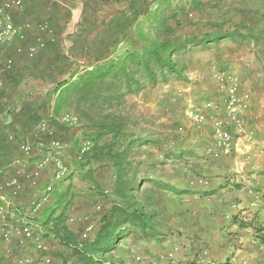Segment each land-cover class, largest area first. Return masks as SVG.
Instances as JSON below:
<instances>
[{"label":"trees","instance_id":"obj_1","mask_svg":"<svg viewBox=\"0 0 264 264\" xmlns=\"http://www.w3.org/2000/svg\"><path fill=\"white\" fill-rule=\"evenodd\" d=\"M102 1L109 3L118 0ZM120 1L127 2L125 9L113 24L106 26L104 32L97 29L95 22H88L84 33L80 34L67 54L59 51L58 45L50 56L44 55L47 66L43 77L45 81L50 82V88L46 92L38 91L34 95L28 93V102L18 107L13 99L17 86L9 88L3 85L0 90V113L9 119L11 124L19 125V132L14 131L12 134L4 132L6 126L0 124V166L12 157H22L20 143H28L32 148L27 160L38 156L39 150H43L44 155H49L50 159L42 157L35 163L34 168L41 165L36 186L31 188L24 181V192L15 201L19 213L25 216L27 223L43 241L47 238L53 239L68 249L69 260H63L62 264H128L123 258L112 254L117 251L121 240L136 232L143 242H154L152 249L146 247L141 251L146 257L168 250L164 248V243L168 241L165 234L168 232L179 238L182 243L185 241V235L172 229L169 222L174 223L177 220L175 214L171 213L176 210L174 196L184 194L187 190L170 187L164 182L165 176L160 178L161 181H151L152 176H139L141 161L137 159L136 153H133L143 146H156L158 149V137L152 133L141 135L131 129L127 121L109 114V111L120 108L128 94L140 92L145 84L154 85L158 79L165 80L170 75L178 80L185 79V67L176 58L182 56L188 46L200 45L205 48L228 38H253L249 30H239V24L228 29L229 32L222 25L224 22H234L239 17L244 20L248 14L242 12L243 8L233 9L218 2L214 4L211 0H194V5L203 13L197 22L199 27L205 28L200 35H179L177 30L180 29L181 21L154 12V0ZM165 3L166 1L162 2V7ZM207 12L211 13L209 21L204 17ZM206 22L208 28L205 26ZM46 50L47 46L41 52ZM41 52L31 59L22 57V65L14 64L10 72L3 74L4 77L21 84L25 82L27 85L26 81L34 76L33 61L41 56ZM210 69L209 66V71ZM53 98L54 107L50 111L48 109ZM72 108L87 125L82 126L80 139L76 134L73 135L74 132L68 135L71 127L59 119L63 110ZM45 116H48V124L53 129L51 136L42 135L37 130L39 122L44 120ZM87 127L89 130L86 131ZM10 136L12 139H9ZM53 140L59 143L58 147H51ZM70 140L77 145V151L71 157L70 163L82 182L97 192L99 185L95 182V174L101 169H106L110 177L107 185L109 206L97 226L88 223L77 235L67 224L74 221L72 204L75 197L69 182L74 171L71 169L64 178H57L55 167L56 162L60 161L59 157H56L57 154ZM81 143L89 146L81 148ZM208 143L206 137H199L188 149L191 148L189 150L195 152V148L206 146L205 152L201 153L204 160H207L212 158L206 152ZM177 150L178 157L183 156V149L180 147ZM189 159L197 164L195 161L198 158L195 156ZM93 166H97L96 173ZM32 169L27 168V171ZM48 170L52 171L51 183L45 186V183L42 185L44 172ZM195 171L198 173V170ZM201 172L202 166L195 176H203ZM9 174L5 173L4 177L7 178L11 175ZM65 180L67 183L63 182ZM204 181L203 177L192 178L188 185L194 187V182H200L202 188H207L209 183L205 186ZM144 182L157 186L162 197L168 198L174 206L167 207L165 202L159 205L151 195L136 197ZM26 188L34 189L37 196L31 201L24 200L25 205L21 208ZM96 210H100V206H96ZM88 226H92L93 230L83 239L82 234ZM256 233V238L264 246V232L256 229ZM182 248L183 258H187V249L184 245ZM49 256L51 264H58L53 254Z\"/></svg>","mask_w":264,"mask_h":264},{"label":"rangeland","instance_id":"obj_2","mask_svg":"<svg viewBox=\"0 0 264 264\" xmlns=\"http://www.w3.org/2000/svg\"><path fill=\"white\" fill-rule=\"evenodd\" d=\"M163 1H166V3L162 7ZM254 2L256 3V0H251L248 8L243 7L244 11H247L249 15H247V19L243 20L242 17H239L234 22L222 23L224 29H227V31L232 27H237V24H239L241 28L239 30L242 32L249 30L253 38H228L214 42L205 48H202L200 45L188 46L182 56L176 58L185 67V79L178 80L170 75L165 80L158 79L154 85L145 84L140 92L128 94L125 97L124 104L120 108L109 111V114L116 115L127 121L131 129L136 130L141 135L152 133L158 137L160 143L159 151L156 146H143L133 152L136 153L137 159L141 161L139 176L146 175L147 178L152 176L151 181H161L160 178H164L165 176L164 182L173 188L178 183L180 184L182 180L188 181V179H197L198 177L207 178L209 170L203 167L207 165L205 160V163H195V166L194 162H191V159H189L193 156L199 159L198 153H200V149L198 151L195 150L196 154L194 150H189L191 148L188 149V147H191L198 140L197 136L200 138L204 137L206 131L204 128L206 127L198 129L186 119L185 112L189 109L204 110L212 101L218 98V86L212 76L214 71L233 74L242 83L250 86L253 92L255 91L256 109L252 110L254 116H256V120H253L249 125L253 127L252 129L255 130L256 135H259V137L256 138L257 142L256 140H254L255 142L250 140L245 145L252 143L250 145L251 153L255 152L257 147L264 146V98L261 97L262 93L260 95V91L256 88V82L261 80L263 87L259 86V89H264V11L262 6L256 5ZM154 3H156L154 12L164 15L166 18L174 17L181 21L182 24L180 29L177 30V34L200 35L202 30H204L205 27H199V23L197 22V19L203 13H200L194 5V0H154ZM224 7L226 8V6ZM252 12L254 13L253 16L250 15ZM204 17L209 21L211 13L207 12ZM209 66L211 68L210 71ZM53 100L54 98L48 109L50 111L54 107ZM49 113L52 115L51 112ZM65 114L69 115L74 121V124L70 126V133L68 132V135L74 132L73 135L76 134L80 139L82 137V126L86 125V122L77 114L74 108L63 110L59 119ZM44 120L48 122V116H45ZM88 127L86 131L89 130ZM83 144L81 143V148L89 146ZM180 147L183 149V156L178 157L177 149ZM76 151L77 145L70 140L56 157H59V162L64 169V176L62 178L68 175L71 169L74 171L72 172L71 180H69L72 187L71 192L75 197L72 204L74 221H69L67 224L77 235L82 231L84 225L88 223H93L97 226L98 221L109 206V199L107 197L109 188L107 185L110 177L108 170L101 169L97 172V166H93L92 168L95 169V173L97 172L95 174V182L99 185L97 192L95 189L90 188L88 184L82 182L76 173V169L74 170L70 163V159ZM189 153H192V155H189ZM48 156L47 154L44 155L43 150H39V155H35L34 159L26 160L24 165L26 168L32 169L36 161L42 157L50 159ZM201 166V174L203 176H195L196 174L198 175ZM195 169L198 170V173ZM51 173V170L44 172L42 185L44 183L45 186L50 185ZM66 181L63 182L67 183ZM157 188L151 182H144L141 191L136 197L139 198V195H144L145 197L151 195L159 205L165 202L167 207H172L173 202L166 197H162L161 192ZM33 190L29 188L25 189L26 196L22 198L23 206L21 208L25 205L24 200L25 202L31 201L37 196L35 190ZM98 197L103 198L99 199ZM13 202L16 201L14 200ZM96 206H100V210H96ZM29 215L31 214L29 213ZM171 223L169 222V225ZM165 237L168 241L164 243V248L169 249L168 247L173 245L183 246L181 244L182 241L172 236L169 232L165 234ZM44 242L49 255L53 254L58 264H62V261L65 259L69 260V252L64 245L48 238ZM153 246L154 242H143L136 232L135 234H129L121 240L117 251L113 252L112 255L119 256L128 263L132 260L134 253H141L146 247L152 249ZM56 250H59L60 253L57 254Z\"/></svg>","mask_w":264,"mask_h":264},{"label":"crops","instance_id":"obj_3","mask_svg":"<svg viewBox=\"0 0 264 264\" xmlns=\"http://www.w3.org/2000/svg\"><path fill=\"white\" fill-rule=\"evenodd\" d=\"M23 2V11L13 12L14 23L20 25L27 22L32 25L47 21L53 30L56 44L48 43L47 50L41 52V56L33 61L34 76L26 81L27 85L25 82L21 84L16 80L7 79L0 73V85L9 88H12L13 85L17 86L14 89L13 99L18 107H22L28 102V93L34 95L38 91L46 92L50 88V82L45 81L43 77L47 66L44 62L46 57L44 55L50 56V53H54L55 46L58 47V45L59 51L67 54L69 49L74 46L76 39L81 36L80 34L84 33L88 22H95L98 26L97 29L104 32L108 24H113L116 21V17L120 16L127 4L120 0L109 3L102 0H23ZM211 2L214 4L218 2L220 5H226L233 9L248 8L251 4V0H211ZM255 4L262 6L264 11V0H256ZM233 12L235 13V11ZM242 12L247 13V11ZM253 14V12L250 13L252 16ZM26 34L28 38L22 44L24 48L30 45L35 37L40 36L33 25ZM59 51L57 50V52ZM21 59V56L14 55L15 64L22 65ZM261 82V80L256 82V88L264 98V89H259V86L263 87ZM255 103L256 98L254 97L251 103L253 110L256 109ZM0 124L6 126L4 129L6 133L19 132V125L11 124V121L6 119L3 113H0ZM204 129L206 130L204 137L209 142L207 144L209 147L206 150L208 153L213 144V137L210 127ZM251 130L249 139L255 142L254 140L259 135H256L254 129ZM245 144L244 141L240 142L236 153L231 156L215 158L208 153L212 158L205 160L207 165L203 166L209 170L208 176L205 178V181L209 183L207 188H202L200 182H194L192 184L194 187H190L188 182L191 179H188L189 181L186 183L184 181L182 184L176 185L179 190H187V192L174 196L176 201L174 209L176 210L171 213L175 214L177 220L169 226L185 235L186 239H183L185 241L182 244L187 249L188 257H182L184 260L192 261L200 250L207 249L214 260L221 264H264V246L256 238V229H261L264 232V199L261 200L258 209L251 206L257 193L263 191L264 157L255 153L246 156L252 143ZM205 147L198 148L200 149V153H198L200 158L195 162L204 163L205 158L201 152H205ZM260 147L262 146L257 149ZM198 149L195 148L196 151ZM16 160L12 157L0 166L1 180L6 178L4 177L5 173L11 175L14 173V169H16L14 161ZM157 253L159 254V252ZM157 253L155 255H158ZM8 262L10 263V259L8 261L7 258L0 255V264H8ZM128 263L131 264V261Z\"/></svg>","mask_w":264,"mask_h":264},{"label":"built area","instance_id":"obj_4","mask_svg":"<svg viewBox=\"0 0 264 264\" xmlns=\"http://www.w3.org/2000/svg\"><path fill=\"white\" fill-rule=\"evenodd\" d=\"M23 9V0H0L1 74L13 69L14 55L31 59L45 49L48 43L55 42L56 38L49 23L41 21L32 24L40 36L35 37L33 42L25 48L22 46L28 38L26 32L32 25L27 22L20 25L15 24L13 12H22ZM213 73L219 97L204 110H187L185 117L198 129L210 127L213 144L208 153L217 158L231 156L236 153L240 142H249L252 133L249 124L256 120V116L251 108L254 93L250 86L242 83L233 74L218 71ZM1 89L2 85H0ZM61 122L69 126L74 124L73 119L67 114L62 115ZM37 130L40 134L47 136H51L53 132L45 120L39 122ZM9 139H12V136ZM50 145L58 147L59 143L53 140ZM19 148L22 157L14 161L16 166L14 173L3 180L0 179V255L7 258L8 261L10 259L8 264H51V258L42 237L27 223L25 216H22L16 208V202H13L23 194L24 181L31 188L36 186L41 166L27 171L24 162L31 155L32 148L28 143H20ZM251 151L249 148L246 156H249ZM254 153L264 157V146L256 149ZM55 167L56 177H63L64 169L61 163L56 162ZM204 185L207 186L208 182L204 181ZM262 187L263 191L257 193L254 203L251 204L252 208H257L261 200L264 199V182ZM92 230L93 227L88 226L82 234V238L86 239ZM182 251V246L173 245L166 252L151 257L134 253L131 264H221L214 260L207 249L200 250L192 261L184 260Z\"/></svg>","mask_w":264,"mask_h":264}]
</instances>
